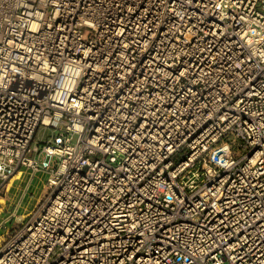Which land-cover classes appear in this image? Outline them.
I'll return each mask as SVG.
<instances>
[{
    "label": "built area",
    "instance_id": "obj_1",
    "mask_svg": "<svg viewBox=\"0 0 264 264\" xmlns=\"http://www.w3.org/2000/svg\"><path fill=\"white\" fill-rule=\"evenodd\" d=\"M23 168L0 264H264V0H0V189Z\"/></svg>",
    "mask_w": 264,
    "mask_h": 264
},
{
    "label": "crops",
    "instance_id": "obj_2",
    "mask_svg": "<svg viewBox=\"0 0 264 264\" xmlns=\"http://www.w3.org/2000/svg\"><path fill=\"white\" fill-rule=\"evenodd\" d=\"M38 173V172H37ZM35 173V174H37ZM32 173L30 169L23 168L22 172L20 174H16L12 176L6 185H4L0 189V232L3 234L4 229L13 230L16 226L19 227L31 214V212L34 210V208L31 211L24 210L23 212L20 211L21 209V199L17 197L19 192L22 190L23 196L26 194L27 190L29 189V185L32 179V176L35 175ZM27 177V181L24 185V179ZM13 180H16L13 182ZM46 185V182H45ZM14 190V194L12 195L11 192ZM47 190V186L45 188V192L42 197H40L37 200V205L40 203V201L45 196ZM36 205V206H37ZM26 211V212H25ZM7 212H9L7 214ZM23 217L20 223L17 222L18 225H16V221L18 218ZM6 237V236H5Z\"/></svg>",
    "mask_w": 264,
    "mask_h": 264
},
{
    "label": "rangeland",
    "instance_id": "obj_3",
    "mask_svg": "<svg viewBox=\"0 0 264 264\" xmlns=\"http://www.w3.org/2000/svg\"><path fill=\"white\" fill-rule=\"evenodd\" d=\"M53 134H55V132L52 131L51 128H47L44 126H40V128L38 129L36 135H35V139H34V144H41L42 141L47 140L48 138H50L51 136H53ZM77 140V135L74 136L73 141L75 142ZM45 157L43 156L42 159H44ZM57 165L56 160H52L51 161V166L52 168H54ZM27 177L23 180L24 183H22V185H24L27 181ZM48 178V173L45 171H39L37 174H35L34 176H32L30 185H29V189L27 190L26 194L23 196V192L22 190L19 192V194L17 195L18 198L21 199V209L20 211L23 212L24 210L27 211H31L33 208L36 207L37 205V200L43 196L44 192H45V182L47 181ZM16 180H13V182H15ZM14 190L15 188H13L11 194H14ZM26 212V211H25ZM9 212H7L8 214ZM23 219V217L18 218V220L16 221V225L17 222L20 223L21 220ZM16 228H18L17 226L13 229V230H8V229H4L3 230V234L0 232V247L3 244L4 240L11 234L13 233ZM6 236V237H5Z\"/></svg>",
    "mask_w": 264,
    "mask_h": 264
}]
</instances>
